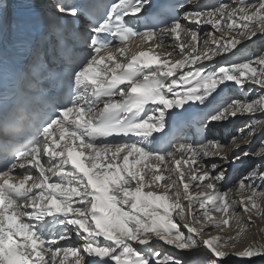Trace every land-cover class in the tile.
<instances>
[{
	"label": "snow or ice",
	"instance_id": "6c2138e0",
	"mask_svg": "<svg viewBox=\"0 0 264 264\" xmlns=\"http://www.w3.org/2000/svg\"><path fill=\"white\" fill-rule=\"evenodd\" d=\"M12 8L0 0V33ZM259 35L264 0H55L0 105V264L264 258L245 235L264 219V51L238 56ZM190 110L198 139L177 134ZM238 117L250 119L227 141L209 136Z\"/></svg>",
	"mask_w": 264,
	"mask_h": 264
},
{
	"label": "rangeland",
	"instance_id": "374dc122",
	"mask_svg": "<svg viewBox=\"0 0 264 264\" xmlns=\"http://www.w3.org/2000/svg\"><path fill=\"white\" fill-rule=\"evenodd\" d=\"M203 0H200V2H202ZM220 2H228V0H208V3L205 2L203 5H215L218 4ZM203 31H211V28H206L203 29ZM170 42H172V38L169 39ZM174 42V41H173ZM240 48V52L238 54V56H243V57H249V56H255L260 54L262 51H264V35H259L256 38H254L252 41H246L244 42V44H242L241 46H239ZM174 58L178 59L180 58L179 56ZM227 94L229 95H235V96H240L241 93L240 91L236 88L235 85H230V87L228 89L225 90ZM259 94V89H254L252 91V95H257ZM198 111V110H196ZM250 118L249 117H238L236 120L232 121L229 125L226 126V128L221 127V126H216L214 127L213 131L211 133H209L210 137H217V138H221L224 139L225 141H227L228 136L231 134L235 133V130L244 125L246 121H248ZM195 123H197L198 121H194ZM194 132V133H193ZM180 132H178L177 134H179ZM181 135L188 137L190 139H198L200 138L201 135V129L199 128V122L197 125H193V122H189L186 127L181 131ZM210 162V161H206ZM253 163H255V161L248 159L246 160L243 164H236L234 165L231 169H230V174H231V178L229 180V185H232L234 183V181L236 179H238L239 177H241L248 169V167L250 165H252ZM178 187H181V185H177ZM232 193L235 194L236 193V188H232ZM237 212L240 215L241 218V223L242 226L247 224V213H243L240 210V207L237 206ZM253 220L255 221L254 224L249 225L247 227L246 233L245 235L250 238V239H254L256 241L259 242H264V219H260L257 218L255 215L253 216ZM233 227H235V221L232 222ZM226 232L228 234H232L231 230H226ZM216 234V233H213ZM173 251V250H171ZM177 251V250H175ZM180 254H182L183 252L177 251ZM195 257L193 256V258L191 259H184L188 261V264H194L195 262ZM228 264H246L245 261H241L239 259H237L234 256H230L229 257V261ZM251 264H264V258H254L251 261Z\"/></svg>",
	"mask_w": 264,
	"mask_h": 264
},
{
	"label": "bare ground",
	"instance_id": "6f19581e",
	"mask_svg": "<svg viewBox=\"0 0 264 264\" xmlns=\"http://www.w3.org/2000/svg\"><path fill=\"white\" fill-rule=\"evenodd\" d=\"M154 2V0H152V3ZM205 2H207L208 3V0H203L202 2H201V4L203 5ZM190 27H192V25H190ZM206 28H209V27H207V26H205V28L204 29H206ZM169 39H171L170 37L169 38H167L165 41H164V44L166 45V47L163 49L164 51H169V50H171V46L173 45V41L172 42H170L169 41ZM131 47L133 48V50H136V48H135V45L134 44H132L131 45ZM141 47H143V45L141 46ZM175 55V54H174ZM175 57H177V55H175ZM173 111H176L175 109L173 110ZM196 110H192L190 113H185V114H183V117L181 118V121H180V123H181V125H182V127L180 128V131H182L185 127H186V125L189 123V122H193V125L195 124V125H197L198 124V122L197 123H195L194 121H198V120H194V119H190L189 117L192 115V113L193 112H195ZM182 129V130H181ZM194 133V132H193ZM180 135H181V132L179 133ZM170 251H171V249H170ZM174 251V254L175 255H177L179 258H181V259H191V258H193V256H191L190 254H185V253H182V254H180L179 252H177V251H175V250H173Z\"/></svg>",
	"mask_w": 264,
	"mask_h": 264
}]
</instances>
